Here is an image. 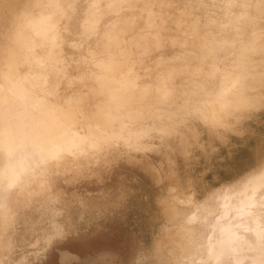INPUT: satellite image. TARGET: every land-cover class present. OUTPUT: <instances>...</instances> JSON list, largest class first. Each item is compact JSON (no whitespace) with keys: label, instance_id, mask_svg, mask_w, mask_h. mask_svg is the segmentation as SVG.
<instances>
[{"label":"clouds","instance_id":"clouds-1","mask_svg":"<svg viewBox=\"0 0 264 264\" xmlns=\"http://www.w3.org/2000/svg\"><path fill=\"white\" fill-rule=\"evenodd\" d=\"M0 264H264V0H0Z\"/></svg>","mask_w":264,"mask_h":264}]
</instances>
